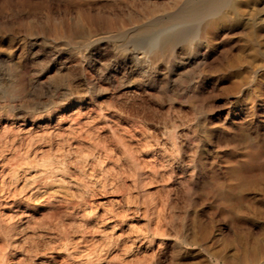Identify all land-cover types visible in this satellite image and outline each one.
Instances as JSON below:
<instances>
[{"label": "rangeland", "instance_id": "obj_1", "mask_svg": "<svg viewBox=\"0 0 264 264\" xmlns=\"http://www.w3.org/2000/svg\"><path fill=\"white\" fill-rule=\"evenodd\" d=\"M172 2L0 0V264H264V0Z\"/></svg>", "mask_w": 264, "mask_h": 264}, {"label": "bare ground", "instance_id": "obj_2", "mask_svg": "<svg viewBox=\"0 0 264 264\" xmlns=\"http://www.w3.org/2000/svg\"><path fill=\"white\" fill-rule=\"evenodd\" d=\"M249 1L250 0H173L171 3V6L174 7L173 10L166 15L167 18L161 22L155 36L152 37L146 44L147 58L154 67L156 65V60L161 57L164 59L179 58L182 60V58L187 57L183 55L185 52H183L180 48L182 45L188 47L186 52H188L190 56L196 55L197 51L192 48L194 45L192 47L191 45L194 40L199 37V31L203 33L216 28L219 20L227 19L229 17V12L237 13L241 11ZM184 22H190L192 24L200 23L201 28H181L180 25ZM252 23L254 24V19H250V24ZM154 42L155 44H153ZM151 44L155 45V47L149 48ZM254 54L264 55V49L258 47L254 50ZM176 60L178 59H175V61ZM181 63L182 62H179V64ZM89 85L94 86L91 81Z\"/></svg>", "mask_w": 264, "mask_h": 264}]
</instances>
